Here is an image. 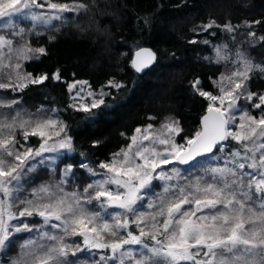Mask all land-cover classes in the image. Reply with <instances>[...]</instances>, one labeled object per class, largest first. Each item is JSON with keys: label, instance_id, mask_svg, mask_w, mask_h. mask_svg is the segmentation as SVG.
<instances>
[{"label": "snow or ice", "instance_id": "1", "mask_svg": "<svg viewBox=\"0 0 264 264\" xmlns=\"http://www.w3.org/2000/svg\"><path fill=\"white\" fill-rule=\"evenodd\" d=\"M88 10L83 0H0V30L9 29L0 33V90L23 92L50 79L60 81V69L36 76L24 70V61L47 54L44 46L33 47L24 38L41 35L39 29L58 31L54 22L63 25L65 13ZM21 21L31 27H20ZM243 23L250 29L249 48L264 42V35L251 30L261 21ZM213 27L221 26L210 19L192 31ZM222 27L232 33L240 25ZM212 50L214 55L204 59L231 70L211 81L216 94L204 90L199 78L190 81L193 93L207 102L197 131L182 135L175 118H166L159 129L137 127L131 143L112 153L110 162L94 166L80 150L79 162L59 169L55 183L35 184L34 174L44 169L55 175L62 158L77 152L68 125L56 109L28 112L19 99L0 97V264H264V92L249 85L254 75L264 77V60L226 44ZM156 59L152 50L140 48L132 67L142 73ZM86 86L87 81L67 85L70 93L75 90L70 106L94 118L92 109L110 107L104 97L111 93L103 87L98 94L89 90L86 95L93 99L86 103ZM107 87L125 85L112 78ZM241 99L259 114L241 108ZM18 133L24 142L37 137L38 146L22 143ZM230 140L237 146L226 143ZM77 167L98 178L82 191H66ZM32 217L41 223H30ZM24 233L28 236L17 243Z\"/></svg>", "mask_w": 264, "mask_h": 264}, {"label": "trees", "instance_id": "2", "mask_svg": "<svg viewBox=\"0 0 264 264\" xmlns=\"http://www.w3.org/2000/svg\"><path fill=\"white\" fill-rule=\"evenodd\" d=\"M71 2V0H60ZM89 5L87 12L65 13L67 21L61 25L54 22L58 31H44L42 34L26 35L33 47L44 46L47 54L39 60L24 61V70L36 76L41 73L61 71L60 81L48 80L42 85H30L23 92L0 90V97L19 99L21 109L35 113L37 109H56V114L68 125L77 152L62 158L55 175L41 169L34 174L33 182L53 183L60 180L59 169L65 164L76 165L79 151L91 157L96 166L109 162L112 153L126 147L137 127L159 126L166 118L179 120L184 129L182 135H190L199 129V118L205 112L206 101L193 93L190 81L199 78L204 90L218 93L212 80L221 73L231 70V65L209 63L205 57L213 56L212 45L226 44L234 52L237 48L247 49L257 61L264 60V42L249 48L244 21H261L252 27L257 37L264 35V0H83ZM149 17L148 25L142 23ZM215 20L221 27L208 31L193 32L192 29ZM240 25L235 32L223 30L226 23ZM20 27H31L30 21H21ZM2 31H5L4 29ZM9 32L6 29L5 34ZM214 33V35H213ZM54 37L49 40V37ZM233 37L235 39H233ZM18 44L23 43L14 37ZM196 39L197 43H189ZM208 40L210 44L200 41ZM140 46H150L157 54L155 63L144 73H137L131 64L132 51ZM173 53L175 55H173ZM74 74V75H73ZM115 78L125 87L117 90L108 88L107 83ZM85 80L91 91L103 87L111 95L104 97L105 104L90 113L76 111L71 107L72 99L67 85L72 80ZM250 90L264 92V77L254 75L249 81ZM253 102H258L255 100ZM251 102L240 100V107L247 108L253 115L259 109H252ZM2 111H8L4 109ZM155 117V119H149ZM124 133L125 135H121ZM22 143L38 146L37 137L27 142L17 134ZM179 139V138H177ZM100 141L99 144H94ZM230 142V141H229ZM236 146L235 143H228ZM171 167V165L167 166ZM186 169L187 165L179 166ZM74 176L64 185L66 191H82L91 183V177L81 168H73ZM197 175L201 174L199 172ZM159 185L160 181H153ZM159 191V188H157ZM109 211H119L109 209ZM23 219V218H22ZM30 223L39 224V217L28 218ZM55 222V221H54ZM134 227V226H133ZM54 231V230H52ZM27 233L17 239L26 238ZM78 243L79 238H73ZM15 251V248L9 253Z\"/></svg>", "mask_w": 264, "mask_h": 264}, {"label": "rangeland", "instance_id": "3", "mask_svg": "<svg viewBox=\"0 0 264 264\" xmlns=\"http://www.w3.org/2000/svg\"><path fill=\"white\" fill-rule=\"evenodd\" d=\"M5 31H6V29H4ZM5 31H2V30H0V33H3V34H5ZM75 81H85V80H79V79H76V80H72L70 83H73V82H75ZM79 87V86H78ZM90 89H89V87H88V85L85 87V101L84 102H86V103H90L91 102V100L93 99V97H90V96H87L86 95V93H87V91H89ZM99 93V91L97 92V94ZM75 94V90H73V92H71L70 93V96L69 97H72L73 95ZM72 103H73V101H72ZM240 103V101L238 102V104ZM239 106H240V104H239ZM239 121L237 120V123H238ZM161 125V124H160ZM160 125L159 126H153V128L154 129H159L160 128ZM144 127H146V126H142L141 128H144ZM233 130H235V129H233ZM129 143H131V141L129 142ZM226 143H235L236 144V142L235 141H231L230 140V142L228 141V142H226ZM237 146V145H236ZM110 162V161H109ZM98 177H96L95 179H97Z\"/></svg>", "mask_w": 264, "mask_h": 264}, {"label": "water", "instance_id": "4", "mask_svg": "<svg viewBox=\"0 0 264 264\" xmlns=\"http://www.w3.org/2000/svg\"><path fill=\"white\" fill-rule=\"evenodd\" d=\"M140 48H148V49H150V50H152V51L154 50V49H153L152 47H150V46H148V47H147V46H140V47L134 49V51H132V57H131V61H130L131 64H132V61L135 59V53H136ZM153 52L156 54L155 51H153ZM156 56H157V54H156ZM154 63H155V62H154ZM154 63H153V64H154ZM153 64H152V65H153ZM152 65H151V66H152ZM147 69H149V68H147ZM147 69H145L142 73H144ZM140 74H141V73H140ZM204 111H205V110H204ZM204 114H205V112H204V113L200 116V118H199V121H198V122H199V126H200L201 117H202Z\"/></svg>", "mask_w": 264, "mask_h": 264}]
</instances>
